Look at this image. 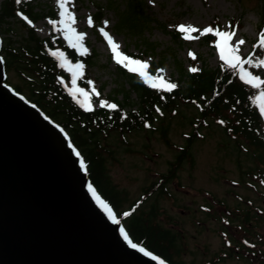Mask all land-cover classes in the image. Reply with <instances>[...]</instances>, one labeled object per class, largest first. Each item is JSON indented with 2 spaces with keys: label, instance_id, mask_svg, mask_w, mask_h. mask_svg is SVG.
<instances>
[{
  "label": "rangeland",
  "instance_id": "rangeland-1",
  "mask_svg": "<svg viewBox=\"0 0 264 264\" xmlns=\"http://www.w3.org/2000/svg\"><path fill=\"white\" fill-rule=\"evenodd\" d=\"M105 1L66 0L65 8L75 15L72 27L85 33L79 40L73 37L69 42L64 27L50 23L51 19H60L61 9L56 0H33L36 8L43 10L42 17L34 24L40 37H58L71 46L77 43L82 45L73 46L78 52L93 50L98 54L97 63L88 68L89 82L92 84L90 93H77L78 102L88 108L100 107L101 100L108 102L113 89L125 83L117 75V66L128 71L136 68L135 72L150 84L165 82L163 88L177 83L176 60L189 69L190 58L198 54L203 64L215 67L221 57L217 46L212 47L210 42L204 41L208 32H203V29L217 17L221 31H229L237 21L238 26L233 29L235 35L228 44L235 47L237 41L243 39L237 53L241 58L251 52L254 42H258L261 29H264L262 0H140L144 15L153 21L136 38L115 30L116 18L112 9H104L100 21L95 20L97 3ZM116 2L121 6L124 4V0ZM89 17L93 20L92 24L88 23ZM105 20L108 21L107 25L104 24ZM181 24L193 25L195 30L182 31L178 27ZM102 27L118 44V51L146 64H133L131 68H126L119 63L107 38L100 31ZM14 28L17 38L25 34L19 22H14ZM174 29L181 33V42L172 37ZM217 38L219 43L223 42L221 37ZM147 42L155 44V48L148 49ZM166 51L168 56L159 65ZM252 60L255 61L254 68L264 78V65L257 66L259 61L256 55ZM152 62L157 64V68L151 73L147 66ZM64 71L73 78L69 68L64 67ZM7 79L10 85L21 83L13 72L7 74ZM103 84L105 87L102 88ZM130 97L131 101H136L134 92ZM134 104L131 106L135 107ZM163 111L162 125L168 127V137L173 146L162 140L158 120L154 121L157 129L146 127L124 135L111 132L101 139L102 145L112 154L107 158L111 179L127 194L124 208L142 194L143 188L168 171L178 146L185 144L193 128L190 120L198 114L197 106L183 101L177 104L176 109ZM237 140L229 136L218 121L204 122L191 145L193 163L184 160L177 170V177L166 184V190L163 193L153 191L140 206V209L148 210L151 205H157L158 221L175 233V260L184 264H264V217L260 222L250 220L245 226L240 219V211L235 212L238 207L248 206L250 214L264 216V185L256 176H242V170L253 166V163L243 148L238 150ZM226 240H230L231 246L226 244ZM218 256H223V260L216 261Z\"/></svg>",
  "mask_w": 264,
  "mask_h": 264
},
{
  "label": "trees",
  "instance_id": "trees-1",
  "mask_svg": "<svg viewBox=\"0 0 264 264\" xmlns=\"http://www.w3.org/2000/svg\"><path fill=\"white\" fill-rule=\"evenodd\" d=\"M116 1L106 0L101 4L97 3L95 20L100 21L104 9H112L116 18L115 30L139 38L153 20L144 15L140 0H124L122 6ZM261 9L264 22V0L261 2ZM42 11L36 8L33 0H20L19 3L17 0L1 1L0 36L4 68L7 74L13 72L21 80V83L12 85L13 88L66 130L86 162L91 182L114 208L132 239L162 256L170 264H184L183 261L173 258V251L177 253L175 233L158 221L157 205H151L148 210L140 209V206L153 191L158 190L163 193L166 190V184L177 177V170L184 160L193 163L191 145L199 134V128L210 120L218 121L229 136L238 139V150L243 148L249 155L253 166L243 169L242 176L243 174L256 176L264 185V172H262L264 171V118L255 100L259 91L263 89L249 85L241 79L238 67L223 61H219L215 67H209L203 64L201 56L196 54L195 57L190 58L189 69L176 60L178 78H176V87L171 90L153 87L139 74L117 66V75L123 78L125 83L113 89L108 101L110 104L115 103L117 108L112 109L106 105L86 108L78 102L77 91L83 89L84 93H90L92 84L89 82L88 68L97 63L98 54L93 50L80 54L58 37H40L36 33L34 24L42 17ZM20 12L27 15L33 24H28L19 14ZM16 21L25 31V34L19 38L16 37L14 28ZM218 24L217 17L210 26L214 29ZM237 26L236 21L233 23V28ZM171 33L178 42L183 40L177 29ZM203 39L213 46L214 31L208 32ZM147 44L148 49L155 48V44L151 42ZM53 53H63V60L74 67L77 62L83 65L76 75L75 85L71 76L64 71L61 56ZM165 53L166 56L161 58L159 65L167 58L168 52ZM250 55L252 58L256 55L257 61L264 60V46L254 42ZM252 61L251 64L245 65V68L258 75L259 71L254 68L255 61ZM156 68L157 64L153 62L149 66L151 72ZM103 87L105 84L102 85ZM74 92L76 93L73 94ZM133 92L136 95L135 102L131 101L130 97ZM119 95L122 97L119 98ZM181 101L192 103L198 109V114L190 120L193 128L187 135L185 144L178 146L176 157L170 161L168 171L161 173L158 180L143 188L142 194L132 199L128 207L124 208L123 203L128 200L127 194L111 179L107 158L112 154L102 145L101 139L111 132L124 135L146 127L157 129L154 121L158 120L161 123L162 140L173 146L168 137V127L162 125L163 110H174ZM132 103H135V107L131 106ZM262 197L264 199V192ZM239 211L242 214L239 213L240 219L245 226L250 220L263 221L264 216L250 214L248 206L241 209L238 207L235 210L237 213ZM125 212L128 215H124ZM221 260L223 256H218L216 261Z\"/></svg>",
  "mask_w": 264,
  "mask_h": 264
},
{
  "label": "water",
  "instance_id": "water-1",
  "mask_svg": "<svg viewBox=\"0 0 264 264\" xmlns=\"http://www.w3.org/2000/svg\"><path fill=\"white\" fill-rule=\"evenodd\" d=\"M5 81L0 60V264H160L97 202L63 130Z\"/></svg>",
  "mask_w": 264,
  "mask_h": 264
},
{
  "label": "snow or ice",
  "instance_id": "snow-or-ice-1",
  "mask_svg": "<svg viewBox=\"0 0 264 264\" xmlns=\"http://www.w3.org/2000/svg\"><path fill=\"white\" fill-rule=\"evenodd\" d=\"M20 0H17V3H19ZM57 4L59 5L61 11L59 12V20H55V19H51L50 23L52 25H62L65 29V36L68 37L69 42H72L73 37H75L77 40H79V38L83 37L85 35V33L83 32H78L76 31L75 28L72 27V24L75 22V15L74 13H70L67 11V9L65 8V4H66V0H56ZM25 21H27L28 24H33V21L31 19H29V17L27 15H25L23 12L19 13ZM88 23L92 24L93 20L91 17L88 18ZM104 24L107 25L108 21L105 20ZM182 31H192L195 30L193 25H184L181 24L178 26ZM101 32H103L104 36L107 38L108 43L111 45L113 52L115 53V58L116 60L123 64L124 67L126 68H131L133 64H139V65H144L146 64L145 61H141V60H135L130 56H126L124 53L118 51V44L115 42V40L113 39V37L107 32L105 31V29L102 27L100 29ZM215 31L216 36L221 37L223 40V44H220V54H221V58L226 60L228 62L229 65L233 66V67H238L239 68V72L241 75V79H245L246 82L249 85H253V86H258L262 89H264V78L258 76V75H254L251 71H247L245 69V67L243 66L245 61L237 54L238 53V45L243 43V39L237 41V46H232L230 44H228V41L232 38V36L235 35L234 31H221L219 28L217 29H213L211 26L205 27L203 29V32H213ZM219 44V42H218ZM258 44H260L261 46H264V29H261L260 33H259V37H258ZM74 47H83L80 44H73ZM85 51H87V49H85ZM54 55H60L62 58V65L63 66H68L69 67V71H72L73 73V80L72 83L73 85L76 84V75L77 73L82 69L83 65L79 62L76 63L75 68H72L69 66L68 62L63 60V53H53ZM4 57H0V60H3ZM128 61H130L131 63H127ZM248 64H251L252 61V57L251 55H249L247 61ZM260 65H264V60H260L259 64L257 66ZM133 71H137L136 68H132ZM153 87H164L165 86V82L161 81V83L156 84L153 83L152 85ZM167 87L169 88V90H171V88L176 87L175 84H168ZM71 91V90H70ZM80 92H83V89H79ZM93 91H95V89H93ZM19 94V93H17ZM75 94V92L73 93ZM98 94V93H97ZM87 95V94H85ZM256 102H258V107H259V111L262 115H264V90L259 91V94L255 97ZM102 105H106L109 108L115 109L117 108V105L115 103H108L107 101L101 100L100 102ZM57 127H59V125H57ZM77 156H80V153L77 152L76 153ZM81 163V167H84V160L81 159L80 160ZM88 188L89 190L93 193V195L95 196L97 202L100 204V206L102 208H104V210L106 212H108L109 216L113 219H115L114 214L112 213V209L109 207L108 203L105 200H102L100 198V196L96 193L95 189L93 188L92 184L89 183L88 184ZM124 215H128L127 212L124 213ZM121 233L125 236V239H128V235L125 232L124 228L121 227L120 229ZM129 243H131V241L129 240ZM132 247L136 248V247H140L139 244H132ZM140 250L142 252H146L147 255H152V252H149L146 248L144 247H140ZM157 260H160V257L157 256L155 257ZM160 264H165L164 260H160Z\"/></svg>",
  "mask_w": 264,
  "mask_h": 264
}]
</instances>
